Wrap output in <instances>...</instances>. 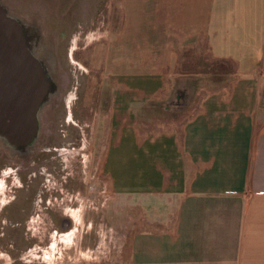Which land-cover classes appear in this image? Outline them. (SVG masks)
Returning <instances> with one entry per match:
<instances>
[{"label":"crops","instance_id":"crops-1","mask_svg":"<svg viewBox=\"0 0 264 264\" xmlns=\"http://www.w3.org/2000/svg\"><path fill=\"white\" fill-rule=\"evenodd\" d=\"M112 4L118 59L126 45L160 44L159 74L152 53L135 48L128 61L166 78L146 80L151 100L176 81L178 110L171 120L147 115L143 136L134 121L106 138L104 169L137 224L119 264H264V0ZM93 260L71 264H103Z\"/></svg>","mask_w":264,"mask_h":264},{"label":"rangeland","instance_id":"rangeland-1","mask_svg":"<svg viewBox=\"0 0 264 264\" xmlns=\"http://www.w3.org/2000/svg\"><path fill=\"white\" fill-rule=\"evenodd\" d=\"M2 1L20 21L37 22L39 46L53 53L55 70L49 75L54 92L38 112V132L32 145L16 149L0 137V177L5 167L32 161L37 166L31 170L40 171L31 179L21 177L22 190L10 188L20 173L7 178L5 200L15 198L0 211V264H10L13 257L20 261L12 264H47L42 250L49 249L54 230L57 235L74 231V236L56 238L57 243L62 242L49 264H71L74 258L103 264L124 262L137 224L130 221L134 208L129 206L128 195L112 188L104 169L106 138L134 121L143 136L150 114L159 120L176 118L178 110L172 108L176 81L168 93L159 91L151 100L145 92L146 80L150 84L151 78L143 74L150 62L128 61L127 54L135 48L152 53L159 74L161 45H126L118 59V15L113 22V0L94 6H87L86 0H63L62 4L61 0ZM99 10L100 19H95ZM135 63L137 76L131 68ZM151 82L158 87L167 84L161 76ZM30 147L34 154L29 152L23 158L17 154ZM39 194L42 202L38 204ZM70 198L73 200L68 202ZM46 200L51 203L47 205ZM67 207L72 208L74 220L70 216L69 226L62 228ZM77 245L82 249L75 253ZM87 248L92 255L84 251Z\"/></svg>","mask_w":264,"mask_h":264},{"label":"water","instance_id":"water-1","mask_svg":"<svg viewBox=\"0 0 264 264\" xmlns=\"http://www.w3.org/2000/svg\"><path fill=\"white\" fill-rule=\"evenodd\" d=\"M29 41L25 28L0 4V137L16 149L32 145L38 112L54 92Z\"/></svg>","mask_w":264,"mask_h":264},{"label":"flooded vegetation","instance_id":"flooded-vegetation-1","mask_svg":"<svg viewBox=\"0 0 264 264\" xmlns=\"http://www.w3.org/2000/svg\"><path fill=\"white\" fill-rule=\"evenodd\" d=\"M60 1V0H59ZM64 3L63 0L60 1V4ZM0 4L3 5V7L6 9V13L8 15H11L9 13V10H8V6H6L4 4V2L2 0H0ZM13 16V15H11ZM14 17V16H13ZM20 23L22 21V26L25 28L26 32H27V37L28 39H30V45H31V48H32V53L34 54V56L38 59V61L42 64V66L44 67V69L48 72L49 75L53 76L54 75V70H55V64H54V56H53V53L50 51V49L48 48H45V47H41L39 46V28H38V25H37V22L35 20H33L32 23H25L22 19L21 21L16 18ZM25 24V25H24ZM71 55V54H70ZM70 95V94H69ZM51 102V101H50ZM49 102V103H50ZM67 102V101H66ZM70 102V101H69ZM68 105V104H67ZM72 121L70 118L68 120V123ZM74 125V124H73ZM1 135V133H0ZM2 136V135H1ZM39 151H41L39 149ZM29 152H32V154L35 153V151L33 150V147L31 148H28V150H18L17 154L20 156V157H27L28 153ZM37 165H35V162L32 161V163H29L28 165H21L19 167H15V168H11V167H5L4 170L2 171L1 173V177H0V211L8 204L10 203L14 198H11V200L9 201H6L5 200V192H6V188H7V178L10 177V175H13L15 176V174H19L20 173V178L18 181H15V184L12 185L10 188H14V189H24V183L21 181V177L24 176L23 178H28V179H31L32 177H36L37 176V173H39L40 171L38 170V172H36L35 170H31V169H34ZM32 171V172H31ZM55 189V188H54ZM58 190H55L56 193ZM60 192V191H59ZM40 196V194L38 195ZM56 198H53V200H55ZM71 200H73V198H70L68 200V202H71ZM42 202V199H41V196L37 199V203H41ZM45 203L47 205H49L51 203V201H45ZM66 214H67V218H65L62 223H61V227L62 228H66L69 226L70 222H71V218L74 220L73 216H72V208L71 207H67L66 208ZM71 216V218H69ZM82 216V215H81ZM80 220H81V217H80ZM76 229V228H75ZM77 230L79 231V229L77 228ZM73 233L74 231H70L68 233H65V234H59L57 235V231L54 230V234L52 235V242H51V245L49 247V249H44L42 250L43 253H42V258L45 260V262L47 264H49V259H51L50 257H54V252L56 251V247L58 245L59 242H62V241H59L57 243V237H61V238H65V237H69V236H73ZM71 242H72V239H71ZM71 244V243H70ZM66 246V244H65ZM69 246V245H68ZM81 250V249H80ZM8 257V255H7ZM5 257V261L8 260V258ZM3 259V257H2ZM13 260L10 261V264L14 263V262H17V261H20V257L16 258V257H13L12 258ZM29 263V262H28Z\"/></svg>","mask_w":264,"mask_h":264},{"label":"bare ground","instance_id":"bare-ground-1","mask_svg":"<svg viewBox=\"0 0 264 264\" xmlns=\"http://www.w3.org/2000/svg\"><path fill=\"white\" fill-rule=\"evenodd\" d=\"M2 134V133H1Z\"/></svg>","mask_w":264,"mask_h":264}]
</instances>
